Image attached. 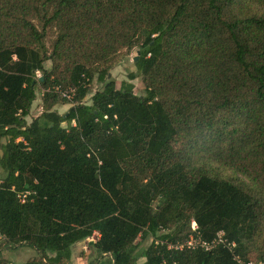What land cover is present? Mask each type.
I'll use <instances>...</instances> for the list:
<instances>
[{"label":"trees","instance_id":"16d2710c","mask_svg":"<svg viewBox=\"0 0 264 264\" xmlns=\"http://www.w3.org/2000/svg\"><path fill=\"white\" fill-rule=\"evenodd\" d=\"M133 49L142 95L108 76ZM2 137L0 249L36 251L11 264L93 231L87 264H264V0H0ZM192 221L233 245L176 248Z\"/></svg>","mask_w":264,"mask_h":264},{"label":"rangeland","instance_id":"374dc122","mask_svg":"<svg viewBox=\"0 0 264 264\" xmlns=\"http://www.w3.org/2000/svg\"><path fill=\"white\" fill-rule=\"evenodd\" d=\"M47 44H49V39L47 40ZM136 55V50L133 49L126 57H124L118 64H116L110 70V77L114 79L115 86L120 87L123 81H128L133 85V92L139 95L143 94V83L141 81L140 76H136L132 80L128 78L129 71H135L134 66V56ZM51 62L49 60L44 61V67H50ZM37 76H41L40 72L36 73ZM101 83L96 79H93L91 82V92L96 89L101 88ZM42 89L38 86L35 90V99L33 100L29 115L26 117V121L29 122L33 117L37 116L42 111ZM90 93L87 94L84 98L85 102H89ZM70 104L68 103H56L53 106V109L59 113H64L69 108ZM6 141V137H2L0 139V143H4ZM1 173V169H0ZM156 200L154 201V204ZM91 240L89 237L85 238L79 242H76L71 247V257L66 264H87L90 260L97 256V252L94 247L91 246ZM138 242L137 247L138 251H140L141 247L146 246L150 239L141 240L140 237L136 239ZM1 257L5 260V264L11 263H23L30 257H34L36 251L27 245H16V246H5L1 247ZM250 258L254 260L255 253H250ZM144 261V257H139L138 263Z\"/></svg>","mask_w":264,"mask_h":264},{"label":"built area","instance_id":"2783aa9c","mask_svg":"<svg viewBox=\"0 0 264 264\" xmlns=\"http://www.w3.org/2000/svg\"><path fill=\"white\" fill-rule=\"evenodd\" d=\"M2 180L0 179V183ZM29 191H23L19 194V198L21 201L24 200L26 194ZM197 225L194 221L191 222V229L194 234H190L189 237L185 240L183 244H177L175 245L176 248H181L183 245H186L187 247H194V246H201L204 249H211L213 246H215L218 242H223L228 246H232L233 243L225 242V238L222 237L223 232L219 231L216 233V236L211 239L210 241H204L200 238L199 232L197 231ZM99 234L97 231H93L92 235L89 237L91 240L95 241L98 238Z\"/></svg>","mask_w":264,"mask_h":264},{"label":"water","instance_id":"95a60500","mask_svg":"<svg viewBox=\"0 0 264 264\" xmlns=\"http://www.w3.org/2000/svg\"><path fill=\"white\" fill-rule=\"evenodd\" d=\"M137 54L138 53H136V55L134 56V60L137 58ZM108 76H110V74L108 75ZM42 77L40 76V79H41Z\"/></svg>","mask_w":264,"mask_h":264}]
</instances>
